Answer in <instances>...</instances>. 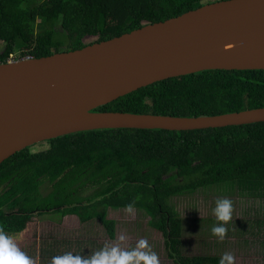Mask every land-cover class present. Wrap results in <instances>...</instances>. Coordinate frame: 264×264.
<instances>
[{"label": "trees", "instance_id": "trees-1", "mask_svg": "<svg viewBox=\"0 0 264 264\" xmlns=\"http://www.w3.org/2000/svg\"><path fill=\"white\" fill-rule=\"evenodd\" d=\"M217 1L0 0V64L24 58L34 37L29 58L80 49ZM100 19L107 24L99 26ZM260 107L264 70L218 69L154 82L93 111L199 117ZM43 142L45 148L26 147L0 164V233L7 238L48 213L96 221L113 238L109 212L130 205L161 234L174 263L224 264L218 255L182 252L184 226L170 199L214 187L222 196L264 202V122L191 131L98 129Z\"/></svg>", "mask_w": 264, "mask_h": 264}, {"label": "water", "instance_id": "water-1", "mask_svg": "<svg viewBox=\"0 0 264 264\" xmlns=\"http://www.w3.org/2000/svg\"><path fill=\"white\" fill-rule=\"evenodd\" d=\"M264 70V0H222L80 49L0 64V164L26 147L98 129L191 131L264 122V107L199 117L93 111L154 82Z\"/></svg>", "mask_w": 264, "mask_h": 264}, {"label": "rangeland", "instance_id": "rangeland-1", "mask_svg": "<svg viewBox=\"0 0 264 264\" xmlns=\"http://www.w3.org/2000/svg\"><path fill=\"white\" fill-rule=\"evenodd\" d=\"M106 24L107 23L103 22V20H99V26H105ZM93 39V37H86L84 41L89 42ZM37 44L38 41L35 37L30 39L27 47L22 52L23 56H25L24 58L28 57L29 51L36 49ZM53 46L61 47V43L54 42ZM12 60L13 59L10 58V61ZM46 146V143L40 142L30 146V150L39 151ZM218 193H220V191H216L214 187H208L206 189L198 190L196 193L191 195L170 199L169 203L173 205L182 218L184 226L183 239L188 245H185V250L187 251L186 254H197V242L202 241L203 243H207L210 247L204 249L203 251L200 250L201 253L218 255L225 260L224 264H264V245L259 246V244L252 242L254 245L250 246L251 249H249V254L260 256V260H254L249 257V261L246 257L242 259L241 256L237 255L241 252V249L237 251L233 249L232 244L234 243V239H230V237L228 239L226 235H223L221 238L219 234H214L211 231L214 226H218L215 225L217 223L214 222V219L217 218L215 209L217 207L218 200H229L231 202V216L237 217L236 221L240 222V220L246 221L245 219L248 216L253 215L252 210H256L257 208V201H255L257 199H246V197H240L238 194L236 196H222ZM108 217L116 221L114 229L116 240L111 243L114 244V246L125 247L130 245L134 249V243H137L136 241L140 242L141 239L139 238L142 237H152L150 238L151 245L161 244V240L159 238L161 235L149 234V230L146 229V225H148L147 218L137 210L122 209L116 212H109ZM192 219H198L199 221L196 222L197 224L199 222L201 223L196 225V227H193L192 225L194 224L191 222ZM201 219L205 220L200 221ZM228 221H232L231 217ZM222 223H225V221H222ZM221 226L225 227L226 225ZM233 227L239 231L240 225H233ZM233 227H231V229H233ZM68 236L77 239H83L85 237L95 238L97 243L101 245L109 243L104 229L98 222L90 221L80 223L74 216L59 218L57 215L52 213L41 216H33V218L27 223L24 231L15 237H9V240L19 252L23 253V255L28 258L30 264H38L37 245L39 239L45 240L48 237L57 238ZM247 236L248 235L242 237L237 236V240L240 241L241 239H246ZM247 239L249 240V238ZM161 252L164 253L163 250H161ZM161 260L163 259L161 258ZM135 264L138 263L136 262Z\"/></svg>", "mask_w": 264, "mask_h": 264}, {"label": "crops", "instance_id": "crops-1", "mask_svg": "<svg viewBox=\"0 0 264 264\" xmlns=\"http://www.w3.org/2000/svg\"><path fill=\"white\" fill-rule=\"evenodd\" d=\"M255 201H257L256 202L257 208L256 210L254 209L252 210L253 211L252 216H248L246 219L244 218L246 221L240 220L239 222V221H236L237 217L230 216L232 221H227L225 223L219 222L215 224L218 226L226 225L224 227L225 232L223 235H226L228 239L229 237L230 239H234V243L231 242L233 243L232 244L233 249H235L236 251L241 249V252L237 255L241 256L242 259L246 257V259H248L249 261H250V258L254 260L256 259L260 260V256L249 254V249H251L250 246L254 245L252 242L259 244V246L264 245V225H263L264 213H263V210L260 211V209L264 208V202L259 201V200H255ZM198 224L194 223V225L192 226L196 227V225ZM233 225H240L239 231L236 228L234 229ZM82 226H87V225H82ZM231 227H233V229H231ZM146 229L149 230L150 232L149 234L151 235H154V234H158L159 236L161 235L159 232L152 229L149 225H146ZM246 235H248L247 238H249V240L247 238L241 239L240 240L241 242L237 240V236L242 237ZM150 238L152 237L139 238L141 239V241H146L147 243L144 246H141L140 242L136 241L137 243H134V249H133V247H131L130 245L124 247V246H114V244H111L112 242L116 240L115 232H114L113 238L107 239L109 243H106L104 245L97 243L95 238L85 237L83 239H77V238H73L70 236L57 237V238L48 237L45 240L39 239V242L37 245V248H38L37 250L38 259L37 260H39L38 264H54V261H53L54 257H62L65 254H71L74 257L81 256L83 258H90L93 256V254L97 252H101V250H103L102 255H106L108 257L115 256V259L112 260V264H120L121 257H124V256L129 257L128 260L124 261V264H135L136 262L138 264H147V256L151 254H155L158 264H176L167 257V253L163 247L162 236L159 237L161 240L160 245H151ZM182 241L184 244L182 252L186 254L187 251L185 250V247H186L185 245L187 244L185 243L184 239ZM197 246H198L197 254H194V255H202L201 251L210 247L209 245H207V243L205 242L203 243L202 241H198ZM161 250H163L164 253H162ZM161 258L163 260H161Z\"/></svg>", "mask_w": 264, "mask_h": 264}, {"label": "clouds", "instance_id": "clouds-1", "mask_svg": "<svg viewBox=\"0 0 264 264\" xmlns=\"http://www.w3.org/2000/svg\"><path fill=\"white\" fill-rule=\"evenodd\" d=\"M130 205L128 208L130 209ZM215 213L218 220L228 221L231 216V202L227 199L218 200ZM211 231L214 234H219L223 237L225 228L223 226H214ZM147 242L140 241V245L144 246ZM101 252L93 254L90 258H83L81 256H72L71 254H65L62 257H54V264H112V260L115 256L102 255ZM129 257H121L120 264H124V261ZM0 264H30L27 257L23 253L19 252L14 245L10 243L9 238L5 237L3 233H0ZM147 264H158L155 254L147 256Z\"/></svg>", "mask_w": 264, "mask_h": 264}, {"label": "built area", "instance_id": "built-area-1", "mask_svg": "<svg viewBox=\"0 0 264 264\" xmlns=\"http://www.w3.org/2000/svg\"><path fill=\"white\" fill-rule=\"evenodd\" d=\"M10 58H12V57H10ZM29 58V57H28ZM10 61V60H9Z\"/></svg>", "mask_w": 264, "mask_h": 264}]
</instances>
